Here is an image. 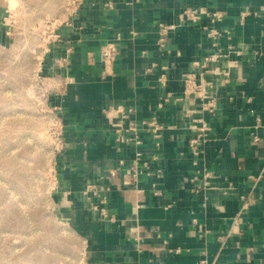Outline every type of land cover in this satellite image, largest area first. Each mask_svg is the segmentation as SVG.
<instances>
[{
  "label": "crops",
  "instance_id": "obj_1",
  "mask_svg": "<svg viewBox=\"0 0 264 264\" xmlns=\"http://www.w3.org/2000/svg\"><path fill=\"white\" fill-rule=\"evenodd\" d=\"M199 5L223 13L216 27L228 33L219 45L239 53L217 87L216 113L205 117L210 140L193 155L191 120L182 115L192 106L178 97L192 60L212 51L206 19L176 27L166 48L156 39L159 23H177L181 8ZM57 32L42 70L64 83L51 97L64 144L54 171L84 264H264V0H80ZM106 41L118 55L103 75ZM119 105L137 123L155 118L161 136L139 129L140 143H119ZM137 151L153 172L125 184ZM202 168L210 185L194 193Z\"/></svg>",
  "mask_w": 264,
  "mask_h": 264
},
{
  "label": "rangeland",
  "instance_id": "obj_2",
  "mask_svg": "<svg viewBox=\"0 0 264 264\" xmlns=\"http://www.w3.org/2000/svg\"><path fill=\"white\" fill-rule=\"evenodd\" d=\"M79 1L0 0V264H84L56 183L57 116L42 70L54 27Z\"/></svg>",
  "mask_w": 264,
  "mask_h": 264
},
{
  "label": "built area",
  "instance_id": "obj_3",
  "mask_svg": "<svg viewBox=\"0 0 264 264\" xmlns=\"http://www.w3.org/2000/svg\"><path fill=\"white\" fill-rule=\"evenodd\" d=\"M79 3V2H78ZM77 3V5H78ZM250 11L245 10L241 12L240 20L248 16ZM72 15V14H70ZM202 17L206 19V25L202 26L204 34L211 41L212 51L195 57L191 62V69L183 73L181 81L183 84L182 96L178 97L181 101L188 100V105L192 107H184L182 109V115L189 118L191 123L189 129L194 133L188 140V147L193 155H197L202 147L208 143L210 140L209 131L210 126L208 125L205 117L207 115H213L218 109V91L217 87L228 83L231 77V69L236 66V60L234 56L238 55V51L235 49L234 45L226 44L223 46L219 45V38L222 36L223 32L228 33L227 30H221L216 27V23L224 18L221 11L211 10L204 5L199 6H185L181 8L177 14V23H159L158 24V34H157V45L160 48H166L167 38L169 33L176 27L182 25L183 22L187 23H197ZM66 18L63 19L58 25L60 26ZM57 27H54L52 34L50 35V41L48 42V47L50 43L57 42L60 39V35L57 32ZM118 55L117 43L114 41H106L100 47V61L102 64V74L107 75L111 72V69L116 61ZM161 79V78H160ZM49 88L51 89V96L57 95L63 88V82L58 80L56 77L47 78ZM169 94L163 97V102L169 100ZM161 102L159 103L162 106ZM53 110L56 112L57 116V148L59 151L63 148L62 141V121L60 118V107L52 105ZM115 111L120 114V119L118 122L114 123L118 127L116 128L117 137L116 140L119 143H126L134 140L135 143H140L137 138V132L139 129L144 130L150 135L158 139L161 136V131L164 128L163 125L158 123L155 118H150L143 120L141 123H137L131 118V114L134 110L129 107L127 110L123 109L121 105L115 108ZM129 132L128 136L126 133ZM131 134V135H130ZM256 140V138H254ZM158 146V143H157ZM141 161V168L138 167ZM153 170L149 166L147 160H144L139 151L135 152V156L132 160L131 166L126 168L124 174V183L128 184L131 181L135 182L136 177L140 173L146 175L152 174ZM197 173L201 175V184H199V179L194 184L193 192L199 193L200 190L207 189L210 185V179L212 177L211 173L202 168L197 170ZM193 177V180L198 178L197 175ZM92 194L96 193L94 185H87V192ZM101 214L104 213V209L99 208ZM235 225L240 223V218L237 217L234 221Z\"/></svg>",
  "mask_w": 264,
  "mask_h": 264
}]
</instances>
